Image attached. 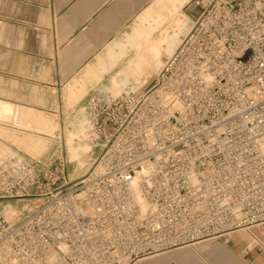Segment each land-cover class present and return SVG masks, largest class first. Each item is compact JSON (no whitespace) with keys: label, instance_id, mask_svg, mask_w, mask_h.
Wrapping results in <instances>:
<instances>
[{"label":"built area","instance_id":"1","mask_svg":"<svg viewBox=\"0 0 264 264\" xmlns=\"http://www.w3.org/2000/svg\"><path fill=\"white\" fill-rule=\"evenodd\" d=\"M201 3L148 89L87 95L84 139H107L87 176L61 142L2 161L0 205L39 203L16 225L0 207V264H133L264 229V0Z\"/></svg>","mask_w":264,"mask_h":264},{"label":"crops","instance_id":"2","mask_svg":"<svg viewBox=\"0 0 264 264\" xmlns=\"http://www.w3.org/2000/svg\"><path fill=\"white\" fill-rule=\"evenodd\" d=\"M158 1L0 0V158L8 148L24 153L16 138L21 135L19 114H50L55 106L66 113L64 92L75 80L87 83L84 100L97 82L88 71L142 25L140 18L156 9ZM127 59H120L117 67ZM113 70L102 74L100 82H107ZM150 75L144 73L141 80ZM252 230L231 233L229 242L205 239L133 264H264V229Z\"/></svg>","mask_w":264,"mask_h":264},{"label":"bare ground","instance_id":"3","mask_svg":"<svg viewBox=\"0 0 264 264\" xmlns=\"http://www.w3.org/2000/svg\"><path fill=\"white\" fill-rule=\"evenodd\" d=\"M188 1L189 0H159L156 4V9L150 8V13H147L144 17L140 18V22L142 23L141 28H134L131 33L126 34L125 41L116 42L108 49L104 57L100 58L103 59L105 65H103V62H98L97 67L88 71V75H90L93 79H96L97 84L100 83V77L102 74L106 73L111 68H114L113 72H115V74L111 75L107 82H103V87L99 90L101 95L105 98H110L122 92H131L134 84L136 83L135 81L137 80V75L143 69L149 66L153 67L154 65L158 66V71L161 69L163 65L161 56L169 55L168 53H170L175 44L177 43L176 45H178L182 37L188 32L187 23L190 21V17L181 11V7ZM131 51L133 53L132 55H135L134 57H131L132 55H130V57L127 56ZM125 57L128 58L127 61L124 63L121 61V65L117 67L119 60ZM146 80L147 79L145 77L143 83H145ZM84 90V82L75 80L67 86L64 92V95L66 96V107L71 109V112L67 113L63 120L65 130L63 131L64 143L62 144L63 146L65 145V150H67L69 154V161L73 164L72 171L83 173L85 172L84 169L88 167V165L91 164L90 166H93V162L95 160L94 155L95 152H97L96 148L101 149L107 141V139H104L91 144L84 139L89 129L90 113L86 100L85 104L80 102L83 97ZM1 105L2 104H0V106ZM6 106L8 110L9 105ZM27 113L30 115V111ZM34 121H36L37 125L39 123V127L41 128L39 129V132L37 130V153H44L42 155H44L45 158L47 156L46 151L53 142L52 139L59 136L62 130L59 128V122H57L56 119L54 121L52 115L44 114L41 110H39L34 116ZM27 122L30 123V120ZM22 127L30 129L29 125L26 124ZM20 133L21 135L16 137L17 142L20 143L22 141L23 143L25 140L29 139V134H26L22 130ZM15 154L21 155L16 151H3L1 153L0 164L4 159H7L8 156H13ZM22 156L44 159L42 156H35L26 152H24ZM97 168L98 167L95 166L94 170H97ZM135 197L138 202L141 200L143 210L147 209V205L145 206V203L141 199L140 195L135 194ZM0 207L4 209V213H15V209L11 207L9 202H2ZM253 228L258 227L249 228L250 230L239 229L236 231H253ZM56 255H58V252L56 251L50 253L46 258L47 260L45 264L52 263L56 259Z\"/></svg>","mask_w":264,"mask_h":264},{"label":"rangeland","instance_id":"4","mask_svg":"<svg viewBox=\"0 0 264 264\" xmlns=\"http://www.w3.org/2000/svg\"><path fill=\"white\" fill-rule=\"evenodd\" d=\"M185 11H188V13H190L188 15L190 17V21L187 23V27H188V30H189V28L192 25L193 21L198 17V15L202 11L201 0H191L190 3L187 4V6L184 8V12ZM137 27L141 28L142 25L137 26ZM133 30L134 29H132V31ZM176 44L171 49L170 53H168L169 55L176 49L175 48L177 46ZM169 55H162L161 56L162 63H164V61L166 60V58ZM162 57H163V59H162ZM98 62H100V63L103 62V59L98 60ZM103 63H104L103 65H105V62H103ZM159 66H161V65H159ZM157 68H158V66L154 65L153 67L149 66V67H146L145 69H143L137 75V80L135 81L136 83L134 84V87L132 88L131 92L135 91V90L144 91V90L148 89L152 85L153 79H154V77L157 74V71L159 69V68L158 69ZM146 72L150 73L151 75H150V77H148L149 80H146V82L143 83L144 79L141 80V78H143V77H140V76H142L144 73L146 74ZM86 84L87 83L84 82L85 89H86ZM102 84H103V82H100V83H97V84L93 83V84H91L92 87L90 88V90H94L95 89L98 92H100L99 90H101V87H103ZM85 93H86V90H84V94ZM84 94H83V96H84ZM82 99L83 98H81L80 102L85 104L86 98L84 100H82ZM50 111H51L50 114L49 113H45V112H42V113L47 114V115H52L54 121L56 119L57 122H59V126H60L59 128L62 130V132L55 139L54 138L52 139L53 142L50 144L48 150L46 151L47 156L51 154V152L53 151L52 149H54L53 147H55V144L61 142V139H62V144L64 143L63 142V131L65 130V127H64L63 120H64L65 115L67 113L71 112V109L67 108V112L66 113L64 112L65 113L64 114V113L61 112V110L57 106H55L54 108H51ZM30 112H31L30 115L27 112H23V113L19 114V116H17L16 120L18 122V125L21 127V130L24 131L26 134H29V139L25 140L23 143H22V141L20 143L19 142L18 143L20 144V146L22 147L24 152L31 153L32 155H35V156L39 155V156H42L44 158V155H42L44 153H42V154L37 153L38 132H39V129H41V128L39 127V123L37 125L36 121H34V116L37 114L38 111L37 112H32L30 110ZM28 120H30V123L27 122ZM25 124L29 125L30 129L29 128H23L22 126L25 125ZM31 126H32L33 132L30 131L31 130ZM37 130H38V132H37ZM64 149H65V145H64ZM10 150L11 149L8 148L5 151H10ZM96 151L97 152H95V155H94L95 158L97 157L98 152L100 151V149L96 148ZM65 155H66L67 160H68V168L67 169H68V173H69L70 178H72L74 180H79V178H81V176L82 177L83 176H87L93 170V168H92L93 166L91 167L90 166L91 164H90V165H88V167H86L84 169V171H85L84 173L83 172H78V171H72L73 164H72V162L69 161V154H68L67 150H65ZM91 162H92V160H91ZM94 162H95V160H94ZM6 202H9L11 204V207H13V209H15V213H12V214L9 213V212L8 213H4V209H2V212L4 214V217L9 222H11V224H15V225L17 223H19L20 221H22V219L27 218V216L36 208L37 203H39V201L36 202L32 198H29V199H17V200H7Z\"/></svg>","mask_w":264,"mask_h":264}]
</instances>
